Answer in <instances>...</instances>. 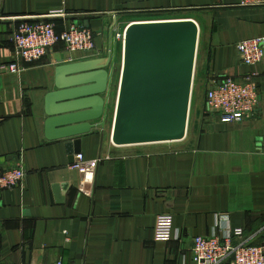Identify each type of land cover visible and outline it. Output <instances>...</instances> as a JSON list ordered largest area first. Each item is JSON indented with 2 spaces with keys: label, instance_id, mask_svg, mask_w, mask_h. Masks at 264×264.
Returning <instances> with one entry per match:
<instances>
[{
  "label": "crops",
  "instance_id": "crops-1",
  "mask_svg": "<svg viewBox=\"0 0 264 264\" xmlns=\"http://www.w3.org/2000/svg\"><path fill=\"white\" fill-rule=\"evenodd\" d=\"M240 4L0 0V172H26L22 188L0 197V264H194L196 237L236 229H243L244 241L264 247V58L248 66L237 51L239 43L264 37V8ZM60 11L64 17H48ZM178 18L200 28L185 140L115 147L109 140L115 82L106 127L46 139L45 96L54 89L57 66L110 57L116 28ZM38 19L54 21L57 30L64 24L90 28L100 55L69 53L60 43L23 72H3L16 60L13 31ZM249 73L257 74L255 112L243 122L223 123L207 109L208 89L225 77L242 82ZM78 154L101 159L90 196L80 192L82 174L70 167Z\"/></svg>",
  "mask_w": 264,
  "mask_h": 264
},
{
  "label": "water",
  "instance_id": "water-1",
  "mask_svg": "<svg viewBox=\"0 0 264 264\" xmlns=\"http://www.w3.org/2000/svg\"><path fill=\"white\" fill-rule=\"evenodd\" d=\"M200 28L190 18L134 21L125 31L111 143L135 147L187 137ZM117 51L59 65L45 96V136L65 140L106 127Z\"/></svg>",
  "mask_w": 264,
  "mask_h": 264
},
{
  "label": "built area",
  "instance_id": "built-area-1",
  "mask_svg": "<svg viewBox=\"0 0 264 264\" xmlns=\"http://www.w3.org/2000/svg\"><path fill=\"white\" fill-rule=\"evenodd\" d=\"M241 6L264 8V0H241ZM63 12L51 13L48 17H64ZM59 25L49 19L24 21L12 33V41L17 51L13 63L3 65V72L19 74L27 65L45 58L58 44L65 45L69 53L83 52L98 57L100 55L94 32L85 26L71 24ZM127 28V26H126ZM126 28L115 29L114 45L108 50L112 56L122 48ZM120 51V50H119ZM237 51L243 64L255 66L264 58V37L243 41L237 45ZM118 53L116 70L118 68ZM120 56V62H121ZM121 67V64H120ZM121 69V68H119ZM257 74H247L242 82L225 77L215 82L206 93V105L209 112L220 117L223 123H240L255 112L259 103ZM101 159L87 160L78 154L71 168L82 174L80 192L90 196L92 191L87 187L94 184L95 175ZM26 172L22 167H15L0 172V197L4 191L22 188L25 185ZM243 229H236L224 236H199L194 239V264H264V247L254 246L243 240ZM61 264V263H59Z\"/></svg>",
  "mask_w": 264,
  "mask_h": 264
},
{
  "label": "rangeland",
  "instance_id": "rangeland-1",
  "mask_svg": "<svg viewBox=\"0 0 264 264\" xmlns=\"http://www.w3.org/2000/svg\"><path fill=\"white\" fill-rule=\"evenodd\" d=\"M178 19H180V18H178ZM119 50H121V48H120V46H119V49H118V51L117 52H119ZM120 64H121V62H120V53H118V66H119V68H121L120 67ZM120 70V69H119ZM116 71V73H115V79H114V82H115V84H114V87L115 88H117L118 87V83H119V77H120V71ZM111 125H112V123H111ZM111 128H109V130H110ZM110 134H111V130L109 131V136H110ZM109 140H110V142H111V136L109 137ZM168 145H170V144H168ZM171 145H173V144H171Z\"/></svg>",
  "mask_w": 264,
  "mask_h": 264
}]
</instances>
